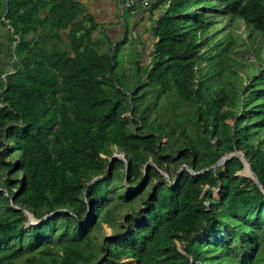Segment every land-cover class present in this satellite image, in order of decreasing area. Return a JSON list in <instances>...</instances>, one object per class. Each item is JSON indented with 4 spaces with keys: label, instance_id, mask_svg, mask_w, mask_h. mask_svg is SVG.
Here are the masks:
<instances>
[{
    "label": "trees",
    "instance_id": "16d2710c",
    "mask_svg": "<svg viewBox=\"0 0 264 264\" xmlns=\"http://www.w3.org/2000/svg\"><path fill=\"white\" fill-rule=\"evenodd\" d=\"M126 11L148 63L76 0H0V264H264V191L238 157L201 174L241 152L264 188V0Z\"/></svg>",
    "mask_w": 264,
    "mask_h": 264
},
{
    "label": "crops",
    "instance_id": "0c3cea01",
    "mask_svg": "<svg viewBox=\"0 0 264 264\" xmlns=\"http://www.w3.org/2000/svg\"><path fill=\"white\" fill-rule=\"evenodd\" d=\"M79 2L84 8L85 12L92 16L95 19L96 24L98 25V30L96 31V37L101 35H106L112 41L118 40L116 35L122 33L121 25L123 24V19L125 16L128 18L129 29H131V33L135 35L140 33L145 34L147 39L144 40L140 35H136L140 37V42H142L141 50L149 49L151 46V41L153 39V34L151 33L152 26V15L150 12H129L126 11L124 15H122V10L120 7L121 0H76ZM156 16L160 14L159 11L155 12ZM124 16V17H122ZM155 16V17H156ZM154 17V18H155ZM144 28V32L139 30V28ZM141 31V32H139ZM153 44V43H152ZM149 45V47H148ZM127 47V46H126ZM146 47V48H145ZM147 57V56H146Z\"/></svg>",
    "mask_w": 264,
    "mask_h": 264
},
{
    "label": "rangeland",
    "instance_id": "374dc122",
    "mask_svg": "<svg viewBox=\"0 0 264 264\" xmlns=\"http://www.w3.org/2000/svg\"><path fill=\"white\" fill-rule=\"evenodd\" d=\"M125 12L126 11L122 12V15H124ZM122 17H124V16H122ZM123 21L124 22L121 25V29L123 31H125V29H126L125 25H129L127 16L124 17ZM139 30H142L144 32V28L143 27L142 28H139ZM129 31H131V29H129ZM3 32H4V29H0V41H3V39H4V37L2 36ZM139 32H141V31H139ZM136 35H140V37H143L144 40L147 39V37H146L145 34H142L141 35L140 33H138ZM136 35H133L134 38L131 36L132 38L130 39V43H134L135 46L140 42V39L137 38ZM249 35H250L249 30L244 27L243 30H242V34L240 33V37H239V40H238V46H237V50H236V53H239V56H237V57L241 61H246L248 59L251 60V61H255L256 59H255L254 50L258 49L261 46V42H259L260 40L257 39L259 37H257L256 35H253L252 38H248ZM122 36H123V32L116 35V37H117L118 40H120L122 38ZM139 46H140V44H139ZM141 47H142V45H141ZM141 47H140V49H141ZM148 47H149V45H148ZM133 48H134V46H132L131 49H133ZM125 49L127 51V50L130 49V47L127 45V47H125ZM246 49H250L249 50V53L246 52ZM144 51L146 52L145 53V56H147V58H146L145 61H147L146 63H148V61H150V59H151L150 58V54H149V52H148L147 49L144 50ZM184 107H186V105ZM181 110H184V109L181 108ZM114 156H125V155L122 154V153H115ZM179 172H180V170H179ZM239 176L242 177V178L243 177L248 178L246 176V174H245V170L242 171V172H240L239 173ZM248 179L252 180L251 178H248ZM214 195H215V197L217 199H220L221 198V195H220V193H219L218 190H215L214 191ZM179 249L181 251H183L182 245L179 246Z\"/></svg>",
    "mask_w": 264,
    "mask_h": 264
},
{
    "label": "water",
    "instance_id": "95a60500",
    "mask_svg": "<svg viewBox=\"0 0 264 264\" xmlns=\"http://www.w3.org/2000/svg\"><path fill=\"white\" fill-rule=\"evenodd\" d=\"M235 157H238V158H240V159L243 161V163H244V170H245V174H246V176H247L248 178H251V179H252V180L258 185V187L264 191V188H263L261 182L259 181L257 175L254 173V171H253V169H252V166H251L249 160H248L247 157H246L243 153H241V152H235V153H232V154H229V155L223 157V158H222V159H221V160H220L215 166H213V167H211V168H208V169L202 171L201 174H202V173H205V172H209V171H211V170H216L218 167H222V166H224L228 161H230L231 159H233V158H235ZM116 159H121V160H123V161L125 162V164H126L127 170L129 169V163H128V161L126 160L125 156H114V157L112 158V160H111L110 165H109V169H108L109 172L112 170V167H113V165H114ZM149 165H154V164H153L152 161L148 162V164L146 165V174H147V168H148ZM244 170H243V171H244ZM181 172H182V171H181ZM181 172H180L179 176L177 177V180L180 179ZM248 172H250V173L248 174ZM161 173H162V175H163L167 180H170V178H169L168 175H166V174L163 173V172H161ZM191 173L195 175V173H194L193 171H191ZM199 174H200V173H199ZM100 178H101V177L95 178V179L90 183V185H91L92 183H94L95 181H97L98 179H100ZM145 178H146V176H145ZM144 182H145V179H144V181H143V184H144ZM12 202H13V200H12ZM59 212H66V210H60V211H57L56 213H59ZM24 213L28 216L29 225H33V226L36 225V224H38V223H40V222L43 221V220H46V219L52 217L53 215L56 214V213H52V214H50V215L45 216L42 220H36V219L34 218V216L31 215L29 212L24 211Z\"/></svg>",
    "mask_w": 264,
    "mask_h": 264
},
{
    "label": "built area",
    "instance_id": "2783aa9c",
    "mask_svg": "<svg viewBox=\"0 0 264 264\" xmlns=\"http://www.w3.org/2000/svg\"><path fill=\"white\" fill-rule=\"evenodd\" d=\"M155 0H121L120 7L122 12L137 8L138 10L150 9Z\"/></svg>",
    "mask_w": 264,
    "mask_h": 264
}]
</instances>
